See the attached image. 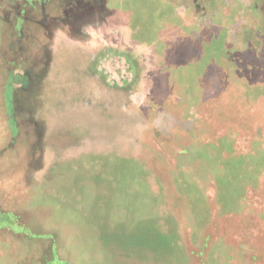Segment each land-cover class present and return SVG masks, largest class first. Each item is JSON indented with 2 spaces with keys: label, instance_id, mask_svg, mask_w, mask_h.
Wrapping results in <instances>:
<instances>
[{
  "label": "rangeland",
  "instance_id": "obj_1",
  "mask_svg": "<svg viewBox=\"0 0 264 264\" xmlns=\"http://www.w3.org/2000/svg\"><path fill=\"white\" fill-rule=\"evenodd\" d=\"M0 264H264V0H0Z\"/></svg>",
  "mask_w": 264,
  "mask_h": 264
},
{
  "label": "built area",
  "instance_id": "obj_2",
  "mask_svg": "<svg viewBox=\"0 0 264 264\" xmlns=\"http://www.w3.org/2000/svg\"><path fill=\"white\" fill-rule=\"evenodd\" d=\"M104 70L103 74L107 77L110 84L123 85L128 84L132 78L131 67L128 62L118 55L105 54L98 59Z\"/></svg>",
  "mask_w": 264,
  "mask_h": 264
},
{
  "label": "crops",
  "instance_id": "obj_3",
  "mask_svg": "<svg viewBox=\"0 0 264 264\" xmlns=\"http://www.w3.org/2000/svg\"><path fill=\"white\" fill-rule=\"evenodd\" d=\"M103 22V20H101V23ZM96 26V25H95ZM100 26L99 23H97V28L100 29Z\"/></svg>",
  "mask_w": 264,
  "mask_h": 264
}]
</instances>
